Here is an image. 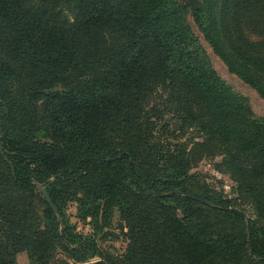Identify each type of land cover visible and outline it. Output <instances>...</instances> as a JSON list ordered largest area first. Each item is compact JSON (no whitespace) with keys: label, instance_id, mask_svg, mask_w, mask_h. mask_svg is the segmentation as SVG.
<instances>
[{"label":"trees","instance_id":"obj_1","mask_svg":"<svg viewBox=\"0 0 264 264\" xmlns=\"http://www.w3.org/2000/svg\"><path fill=\"white\" fill-rule=\"evenodd\" d=\"M188 10L264 100V0H0V264H49L57 248L76 263L264 264V118L217 75ZM161 94L220 142L256 218L154 137ZM68 201L91 222L118 209L122 259L64 223Z\"/></svg>","mask_w":264,"mask_h":264},{"label":"rangeland","instance_id":"obj_2","mask_svg":"<svg viewBox=\"0 0 264 264\" xmlns=\"http://www.w3.org/2000/svg\"><path fill=\"white\" fill-rule=\"evenodd\" d=\"M186 17L192 32L206 51L210 64L217 75L236 94L248 100V104L256 117L264 118V100L253 88L227 69L204 40L189 10ZM161 95L162 98H158V96L154 98L160 100V104H158L159 117L156 119L154 137L166 144L181 146V149L190 155L192 167L189 173L195 176L196 180L205 183L211 190L223 195L235 206L243 209L246 217L256 218L257 213L252 200L245 198L238 192L237 182L225 163V155L220 142L215 137L203 134L195 127L187 128L183 123L185 114L182 111V105L173 99L167 101L165 94ZM37 138L43 141L40 133H37ZM38 187L42 186L37 185V190ZM62 217L64 223L69 225L77 235L92 240L101 254L121 259L126 254L129 232L127 224L117 208L112 209L105 218L101 216L96 221L91 222L90 218L81 219L77 204L74 201H68L62 205ZM99 260V257H93L87 262L76 263L57 248L49 264H92ZM15 264L33 263L30 261L27 252L21 251L15 254Z\"/></svg>","mask_w":264,"mask_h":264},{"label":"water","instance_id":"obj_3","mask_svg":"<svg viewBox=\"0 0 264 264\" xmlns=\"http://www.w3.org/2000/svg\"><path fill=\"white\" fill-rule=\"evenodd\" d=\"M1 152V149H0ZM38 191L41 194V196L44 198V200L47 202V204L49 205V207L52 209V211L54 212L60 226H61V218L58 215V212L55 208V206L52 204L51 200L49 199L48 195L46 194L45 190L42 187H38ZM91 264V263H90Z\"/></svg>","mask_w":264,"mask_h":264}]
</instances>
